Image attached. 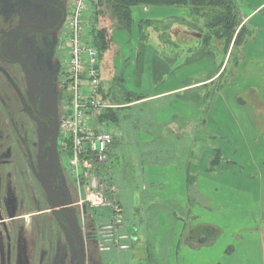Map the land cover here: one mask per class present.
<instances>
[{
  "label": "crops",
  "instance_id": "0c3cea01",
  "mask_svg": "<svg viewBox=\"0 0 264 264\" xmlns=\"http://www.w3.org/2000/svg\"><path fill=\"white\" fill-rule=\"evenodd\" d=\"M262 4L264 1L250 10L240 8L243 22L254 18ZM143 11L151 15L147 19L156 22L190 16L187 9L177 10L167 6L143 7ZM184 26L185 28H179V32L175 28L168 29L169 45L163 42L166 38L160 42L161 38H156L157 33L154 30L155 42L160 44L154 43L155 46L145 47L142 50L143 56L135 57V64L141 61L138 67L143 72L141 79L136 81L139 86H132L133 88L130 86L133 72L132 60L129 58L133 57L131 52L134 48L130 46L125 49L114 42L119 40L113 41L114 35L110 36L112 45H117L116 48L123 57V60L116 61V54L113 53L110 61L117 89L121 91L120 99H123L126 92L141 97L127 104L128 110L134 109L131 121L121 115L119 123L111 122L117 133L109 145V159L106 162L110 170L108 177L112 181L111 185L120 192L112 160L119 159L128 149L130 160H133V165L138 166L139 173L155 184L147 193L152 196L159 195V198L164 196L168 205L156 206L149 212H143L137 222L129 221L126 217L125 227L135 234L132 247L128 250L114 247L112 251H100L96 244V235L93 236L96 249L91 252V260H97L99 264H112L114 260L129 257V253L137 252L141 241L144 243L143 250L153 255L155 264H180V261L184 264H208L204 263L207 260L209 264H264L263 215L258 220L257 215L251 214L250 210L248 216H245L246 219L235 220L231 224L238 230L241 227L253 229L248 236H234L233 248L230 245L224 248L218 243L219 233H213L216 235L214 236L209 232L212 228L218 231L222 228L220 221L212 220L209 215L213 210V199L209 195L220 191L227 168L221 162L215 166L211 164L212 155L208 150L207 139V132L211 130L226 135L227 138L236 137L237 147L249 146L254 142V127L257 125L255 115L264 117V87L258 88L257 82H251L249 77L256 73L258 67L264 68V48L253 49L249 43L237 48L242 55L239 53L229 67L228 80L224 81L228 86L222 93L215 92L217 95L209 104L206 94L210 91L207 90V85L222 77L223 68H227L230 62L231 50L232 53L236 50L219 49L220 52L215 48L218 53L206 52L207 59L194 61L191 44L194 43V38L198 39L196 37L199 34L192 25L189 28ZM132 27L133 25L129 27V32H132ZM187 35L193 39L188 47ZM180 41L182 46L178 47L177 43ZM195 41L199 43L198 40ZM220 45L222 46V42ZM156 52L159 54V63H153ZM166 53L169 54L168 57ZM102 89L108 95L103 87V80ZM245 93L249 96H244ZM194 95L199 96V102H194ZM227 119L225 126L229 125L230 130H224L223 121ZM240 158L234 154L231 159L239 162ZM211 174H215L214 177ZM163 181H167L166 185ZM159 182L162 185L156 184ZM119 200L122 203L120 196ZM112 214V209L109 208L102 215L106 219L101 221H109ZM251 234L254 236L250 237ZM242 239L244 244H241ZM253 239L258 241L259 252L252 253L245 245ZM143 250L138 249V252ZM108 254L110 255L107 256Z\"/></svg>",
  "mask_w": 264,
  "mask_h": 264
},
{
  "label": "rangeland",
  "instance_id": "374dc122",
  "mask_svg": "<svg viewBox=\"0 0 264 264\" xmlns=\"http://www.w3.org/2000/svg\"><path fill=\"white\" fill-rule=\"evenodd\" d=\"M66 1L69 3V0ZM263 1L264 0H238V6L239 9L245 8L250 10V8H255ZM100 2V0L93 1L91 5L93 4L94 8L98 11L96 16L98 21H100V25L105 26L108 30L109 28H113L115 24H112L113 19L111 18L108 7H106L105 4L103 5V1L102 3ZM19 3L21 8H24L26 12L32 11L31 4L28 1L22 0ZM173 7L177 8V10L187 9L189 12L188 8ZM92 12V9H89V12H87L89 19L94 17ZM132 17L134 23L132 24V32L124 28H113L108 31L110 36L111 34L114 35L113 41L115 39L119 40V42L114 41L115 43L124 46L125 49H128L130 46L134 48L131 52V56L133 57L129 58V60H132L131 69L133 72L132 78L130 79L131 88H133L132 86H139L136 81L141 79L143 72V70L138 67V63L141 64V61L135 64V57L143 56L142 50L145 47L155 46L154 43L157 45L160 44L155 42L154 30H156L157 33L156 38H161L160 42L166 38L167 40L163 42L169 45V40L167 38L168 29L171 30L175 28L178 29L177 31L179 32V28H185L184 25H186L187 28L191 25L192 28L197 25L192 16L185 19L183 17H174L172 19H164L157 22L152 20L144 22V19L151 17V15L144 12L143 6L139 5L132 7ZM86 19H88V17ZM246 25L252 30L251 37L246 43H249L248 45H251L253 49L256 48L259 50L262 47L264 48V4L259 7L255 17L246 22ZM196 38L198 39L194 38V43L192 42L191 44L194 61L207 59L206 54L208 53L206 52H211L213 54L218 53L215 51V48H217V50L222 49V51L229 50V48L236 50L234 53H232L233 50H231L232 52L229 54L230 62L227 68H223L224 72L222 71V77L228 76L232 61L239 53H242L237 51L238 47H234L232 43H229L225 48L223 43L222 46L220 45L223 40L220 41L219 39H215L212 44H210L212 45L211 47L210 45H204L202 42L197 44L195 40L199 41L202 37L197 36ZM190 40L193 39H190L187 35V47L191 43ZM181 42L182 41L177 43L178 47L182 46ZM112 44L113 42L110 44L109 50L107 49L108 51L100 57V70L103 87L106 88L105 92L112 98L115 105L121 107L122 101L119 97L121 91L117 89L118 85L114 80L113 65L110 61L113 59V53L116 54V61L123 60V57L117 50V45L114 46ZM177 46L175 49L178 48ZM203 50L205 53L202 54ZM168 51L170 50L168 49ZM166 54L168 57L169 54ZM179 54L180 52H178L177 56H179ZM158 55L157 52L153 55V63H159L160 59ZM56 58H58V60L60 59V64L64 65L66 60L65 50L61 51V56L58 51V57L56 56ZM51 66L52 65H50V67ZM222 77L207 85V90L214 92V90L221 85L219 83L223 82L224 78ZM57 78L58 73L54 76L53 85L51 86L52 92L62 100L66 93L64 90H61V96L57 91V83L59 84L61 81V79L57 80ZM249 80L251 82H257L256 86L258 88L264 87V68L258 67L256 73L250 75ZM227 86V83L223 86L221 85L218 91L222 93ZM215 95L217 94L215 93ZM244 96L249 95L245 93ZM8 100L5 113L3 109H1L2 106H0V126L4 134L3 138L0 139V188L2 186L3 189L2 191L0 189V211L4 215V221L0 224V264H70L71 250L67 241V234L51 213L50 204L38 178L35 166V147L37 142L34 125L20 113L18 106V104L20 105L18 102L20 99L18 96L15 98L9 95ZM9 107L10 109L8 110ZM11 109L12 112L9 113ZM124 110L125 109H119V112L121 114L123 112H134V109ZM255 118L257 119V125L256 128L254 127V142H251L249 146L237 147L236 137L227 138L226 135H220L211 130L207 132L208 150L211 151L212 158H214L216 150L219 149L220 155L222 156L221 163H224L223 165L227 168L223 176L224 181L221 183L220 191L214 193V195H209V198L213 199V201H211L213 210L209 215L211 219L213 218L212 220L220 221L222 225L220 231L212 228L209 232H211V234L219 233L218 243L223 245L224 248L228 245L233 248L234 236L238 234H240L241 237L244 235L248 236L250 234L249 232L253 230L245 227H241L239 230L234 229L232 225L235 220L242 221L246 219L245 216H248L250 210L251 214L254 216L257 215L258 220L261 215L264 217V117L255 115ZM10 119L12 123L15 120L14 125L18 127L17 131H13V127L10 131L12 124ZM227 121L228 119L223 121L224 130L231 129L229 125L225 126ZM6 134H9V136L6 137ZM57 151L59 161H61V164L64 165L65 168L64 171L61 169L58 170V179L52 187V192L59 201L65 202L68 207L67 209L62 208L58 210V213L61 212L58 216L63 223H68L67 220L69 217L66 213L70 209L74 212V216L79 222V226H81L80 229L84 238V254H82L84 264H99L97 260H91V252L96 249L93 241L95 235L97 238L96 244L99 247L101 246L99 243L102 242L99 240L105 238H118L121 235L128 234L127 238H118V241L120 244L128 243L130 245L129 248H121L120 246L116 248L118 250H128L132 247L131 241L135 234L132 233V231H128L125 227L126 217L129 221L137 222L143 212H149L156 206L168 205V200H165L164 196L161 195V198H159V195L152 196L147 193L150 187L152 188L155 184H152L153 181L151 180V183H149L150 181H148V178L139 173V169H137L138 166L133 165V160H130L131 156L129 155L128 149H126L119 159L116 158L112 160L115 168L114 172L116 173L117 181L120 186V192L117 190L113 195L116 196L118 200L120 196L123 203V213L120 214L119 212V216L112 214L109 221L103 222L101 220H105L106 216L102 215L106 214L110 207L103 205L91 206L88 202L78 204V201L81 198H85V195L83 192L79 194L75 174L68 167L67 154L65 152V154L63 153L58 142ZM29 153L33 155V162L32 160H28L27 154L29 155ZM234 154L240 156L241 161L238 162L236 159L237 162L233 161L231 158L234 157ZM51 159L52 155L50 149L45 150L44 165L49 164ZM93 166V174L98 177V182L103 183L106 188L107 186L109 187L112 182H110L108 177V174H110V170H108L109 164L94 163ZM214 175L215 174H211V177H214ZM154 182L158 181L154 180ZM166 182L163 181V184L166 185ZM156 184H158V186L162 185L160 182ZM7 191L8 196H6ZM145 193L147 194L145 195ZM91 219H95V222H97L94 224L93 230L88 226ZM116 219H122V222L120 223L116 221ZM109 224H111L110 227H104ZM253 236L254 234H251L250 237ZM90 242L93 243L92 247L89 245ZM106 244L108 243L103 242V245ZM241 244H244L243 239L241 240ZM143 245L144 243L141 241L137 246V252L129 253V257L114 260L112 264H155L153 255L143 250ZM245 245L249 247L250 252H259L257 239H253V241ZM112 249H114V247L109 250L102 248V251L107 252L112 251ZM138 249L143 251L138 252ZM109 255L110 254L107 256ZM106 259H108V257H106ZM79 261L80 257L78 258V262ZM205 262L209 264L208 260L204 261V263ZM180 264H184L183 261H180Z\"/></svg>",
  "mask_w": 264,
  "mask_h": 264
},
{
  "label": "flooded vegetation",
  "instance_id": "af4514ba",
  "mask_svg": "<svg viewBox=\"0 0 264 264\" xmlns=\"http://www.w3.org/2000/svg\"><path fill=\"white\" fill-rule=\"evenodd\" d=\"M20 1L22 0H0V106H2L1 109L5 113L9 95L15 98L18 96L20 99L18 101L20 103V105L18 104L20 113L34 125L36 142V121L40 122L43 141L40 148L38 142H35V166L41 184L40 176H44V172L47 170L48 179H50L54 169L52 159L49 164L44 165V152L50 149L51 119L53 114L58 119L61 109V99L52 92L51 86L56 73H58L57 80L61 79L63 75V65L60 64V59L58 60L56 56L58 57V51L61 56L65 43L64 25L69 3L66 0H25L31 4L32 10L26 12L24 8H21ZM50 65L52 66L50 67ZM57 85V91L62 96L61 88L58 83ZM11 112L12 109L9 113ZM14 122H11L10 131L12 127L13 131L18 129ZM3 135L0 126V139L3 138ZM7 136L9 134H6ZM38 148L40 149L39 164H41V171H39L37 163ZM27 157L28 160L33 162L31 153L27 154ZM64 168L60 161L58 170L64 171ZM58 170L53 186L58 179ZM6 196H8V191ZM60 213L57 212L58 220L53 216L66 232L67 241L68 237L71 236L75 221L79 233L82 235L81 226H79L74 212L68 210L66 214L69 218L66 224L58 216ZM3 221L4 215L0 211V224ZM68 243L70 245L69 241ZM72 243L74 247H77L74 239Z\"/></svg>",
  "mask_w": 264,
  "mask_h": 264
},
{
  "label": "built area",
  "instance_id": "2783aa9c",
  "mask_svg": "<svg viewBox=\"0 0 264 264\" xmlns=\"http://www.w3.org/2000/svg\"><path fill=\"white\" fill-rule=\"evenodd\" d=\"M93 1L97 0H69L64 25L66 60L59 83L66 95L61 100L57 142L67 154L68 167L75 174L79 194L83 192L85 195L78 204L88 202L91 206H109L113 215L119 216L123 207L113 195L116 188L112 185L106 188L93 174L94 163L108 162L109 145L117 133L111 121L101 119L105 110L116 105L103 92L100 55L88 36L86 17ZM116 221L121 223L122 219ZM127 237L125 234L118 238ZM118 238L99 240L102 241L99 249L129 248L128 243L120 244ZM103 242L108 244L103 245Z\"/></svg>",
  "mask_w": 264,
  "mask_h": 264
},
{
  "label": "trees",
  "instance_id": "16d2710c",
  "mask_svg": "<svg viewBox=\"0 0 264 264\" xmlns=\"http://www.w3.org/2000/svg\"><path fill=\"white\" fill-rule=\"evenodd\" d=\"M103 5L105 4L110 11L111 18L113 19L112 24H115L113 28H124L129 29L131 26L132 19V7L143 6V7H157V6H175L188 8L190 16L194 17L197 25L193 28L196 29L204 45H210L215 39L223 40V45L226 48L229 43H232L234 47L244 46L246 41L251 37L252 30L243 22L241 12L239 9L238 0H100ZM92 7V8H91ZM89 8L93 10L94 17L88 19L86 22L88 36L93 45L98 49L100 57L109 48L111 41L109 30L105 26L100 25V21L97 18V10L92 4ZM94 8V9H93ZM150 19H144V22H149ZM212 46V45H210ZM233 47V48H234ZM204 51V50H203ZM242 55V53H240ZM228 80L227 76L223 79V82ZM221 84L222 86L225 85ZM219 85L214 92L206 94L209 100V104L213 102V98L216 96L215 92L221 87ZM212 93V94H211ZM107 94L105 93V96ZM108 96V95H107ZM140 95L126 92L121 107L117 106L111 109H107L101 115V119L111 122H120L121 115L126 116V119L131 121L132 113H120L119 109H128L129 103L140 99ZM194 95V102H199ZM111 98V97H110ZM112 100V98H111ZM118 100V99H116ZM113 101V100H112ZM220 150H216L214 158L210 161L212 165H217L221 162L222 156ZM118 200V199H117ZM119 202V200H118ZM120 203V202H119ZM121 204V203H120ZM122 206V205H121ZM123 207V206H122ZM92 215V213H91ZM95 219H91L89 227L93 230ZM93 243L90 244L92 246Z\"/></svg>",
  "mask_w": 264,
  "mask_h": 264
},
{
  "label": "water",
  "instance_id": "95a60500",
  "mask_svg": "<svg viewBox=\"0 0 264 264\" xmlns=\"http://www.w3.org/2000/svg\"><path fill=\"white\" fill-rule=\"evenodd\" d=\"M54 1V0H53ZM33 105L34 100H33ZM52 127L50 129V139H49V147L52 155V163H53V173L51 175V178L48 179L47 170L44 172V176H40L41 184L44 189V193L49 201L50 204V210L51 213L57 218V212L59 209L62 208H68L65 202L59 201L54 193L52 192V186L53 182L56 177L57 170L59 168V156L57 151V135H58V120L55 114H53V118L51 119ZM36 133H37V142L38 147L40 148L41 143L43 141L42 137V128L39 121H36ZM38 148V168L39 171H41V164H39V149ZM75 220V219H74ZM73 239L76 241L77 247H74V244L72 243ZM68 241L70 242V249H71V259L70 264H84V258L82 257V254H84V240L82 238V235L79 233V230L77 228V223L75 221L73 226V231L71 232V236L68 237ZM80 257V261L78 262V258Z\"/></svg>",
  "mask_w": 264,
  "mask_h": 264
},
{
  "label": "bare ground",
  "instance_id": "6f19581e",
  "mask_svg": "<svg viewBox=\"0 0 264 264\" xmlns=\"http://www.w3.org/2000/svg\"><path fill=\"white\" fill-rule=\"evenodd\" d=\"M2 182V181H1ZM1 190H2V186H1V188H0Z\"/></svg>",
  "mask_w": 264,
  "mask_h": 264
}]
</instances>
